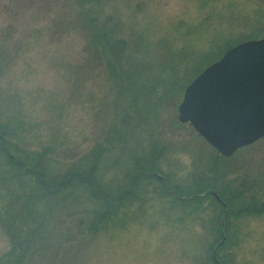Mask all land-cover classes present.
<instances>
[{
    "label": "rangeland",
    "instance_id": "obj_1",
    "mask_svg": "<svg viewBox=\"0 0 264 264\" xmlns=\"http://www.w3.org/2000/svg\"><path fill=\"white\" fill-rule=\"evenodd\" d=\"M87 5L92 7L90 17L120 22L111 34L113 39L123 38L126 52L120 60L111 55L109 59L123 67H140L139 83L162 78L172 82L171 66L189 51L176 74L182 76L179 84L170 85L140 125L131 122L124 128L121 109L128 96L116 92L95 52L82 8L74 0H0V120L17 126V139L28 149L48 150L55 159L52 174L106 143L108 136L114 146L103 153L99 171L110 189H118L136 170L130 151L141 153L155 139L176 147L171 161L180 170L178 175L186 176L193 164L204 165L206 155L196 148L190 127L174 122L184 82L230 44L264 37V0H89ZM117 129L129 131L127 144L118 141ZM123 144L127 146L122 151ZM231 164L233 184L242 179L250 185L244 202L252 200L247 209L253 213L229 223L236 232L230 241L224 235L221 254L232 253L231 264H264V136L238 150ZM162 166L168 169L166 162ZM79 192L69 205L57 202L25 264H197L202 260L198 239L203 229L191 215L169 208L162 211V204L151 197L143 204V214L137 216L134 207L137 213L124 226L97 229L91 225L99 205ZM205 215H211L208 208ZM9 248L0 224V264H5Z\"/></svg>",
    "mask_w": 264,
    "mask_h": 264
},
{
    "label": "trees",
    "instance_id": "obj_2",
    "mask_svg": "<svg viewBox=\"0 0 264 264\" xmlns=\"http://www.w3.org/2000/svg\"><path fill=\"white\" fill-rule=\"evenodd\" d=\"M74 2L83 10L85 25L93 38L95 52L103 59L106 72L115 82L116 92L128 96L124 110L121 109L120 119L125 125L124 128L129 127L131 122L140 125L154 109L157 99L164 97L170 85H178L182 80V76L176 77V74L179 73L181 62L187 59L183 57L185 54L188 56L187 52L190 55V52L181 54L182 59L178 58L181 59L180 63L174 62L171 66L170 77L174 79L172 82L162 78L157 82L152 80L150 83H139L140 67H123L109 59L111 55L114 59L118 56L120 60L121 55L126 52L123 38L113 39L111 34L121 26L120 22L116 20V23H111L110 17L99 20L103 18L101 15L99 18L90 17L92 7L87 5L89 0ZM235 44L236 42L229 47ZM214 60L199 67L191 78ZM191 78L184 83L190 82ZM159 87L163 88L162 92H158ZM174 122L178 127L187 125L179 123L176 117ZM187 126L190 127L189 132L192 140L196 142V148L206 155L204 165L193 164L186 176L178 175L180 170H176L171 161L176 147L155 139L141 153L130 151L129 155L135 160L136 170L129 174L126 182L118 189H110L104 186L99 171L103 153H110L114 146L108 141V136L105 138L106 143L97 144L67 165L63 171L52 174L50 171L55 159L48 150L28 149L17 139V126L12 127L0 120V224L10 243L9 251L4 255V263L25 264L44 233L49 214L53 216L57 202L69 205V200L81 191L99 205L94 211V224L91 225L94 228L124 226L137 213L133 208L136 207L137 216L143 214V204L152 197L162 204V211L165 208L176 209L181 214L191 215L194 220H200L203 230L198 244L202 260L197 264H216L214 258L219 264H231L229 260L234 258L233 254H221L226 243L224 235L226 234L225 238L227 236L229 241L231 237L234 238L236 228L233 230L229 223L253 213L247 209L253 206L248 204L252 200L244 202L248 198L244 195L245 188L250 185L246 180L241 182L242 179L233 184L235 180L229 175L232 172L231 161L234 155H220L190 125ZM116 132L120 134L118 141H125L122 143L127 144L129 131L117 129ZM126 146L124 145L122 151ZM200 155L198 154L194 162ZM165 162L168 166L166 170L162 166ZM215 168L220 175H216L217 172L213 170ZM212 191L219 195L225 206L215 198ZM207 208L210 216L205 215ZM225 219L226 223L223 224Z\"/></svg>",
    "mask_w": 264,
    "mask_h": 264
},
{
    "label": "water",
    "instance_id": "obj_3",
    "mask_svg": "<svg viewBox=\"0 0 264 264\" xmlns=\"http://www.w3.org/2000/svg\"><path fill=\"white\" fill-rule=\"evenodd\" d=\"M178 120L191 123L225 156L262 137L264 37L236 44L196 75L184 89Z\"/></svg>",
    "mask_w": 264,
    "mask_h": 264
}]
</instances>
